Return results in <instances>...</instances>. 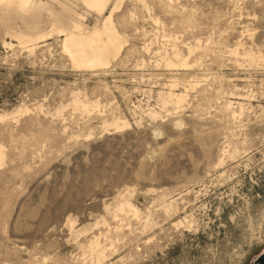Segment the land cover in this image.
<instances>
[{"label":"rangeland","instance_id":"1","mask_svg":"<svg viewBox=\"0 0 264 264\" xmlns=\"http://www.w3.org/2000/svg\"><path fill=\"white\" fill-rule=\"evenodd\" d=\"M164 3L123 0L114 18L126 19L120 29L130 39L107 71L73 68L55 39L33 53L0 39V113L29 109L0 121V264H92L80 245L93 236L106 244L105 264H254L264 250V61L228 51L240 39V52L263 51L264 0H174V11ZM163 33L177 36L182 51L202 39L192 57L199 65L156 66L153 52L174 41H163ZM151 39L154 50L145 53ZM174 74L202 80L182 108L168 106L152 121L148 105L157 108V91ZM235 86L247 98L233 96ZM74 91L100 99L102 116L68 105ZM227 100L245 108L234 117ZM114 113L131 128L102 133V120ZM224 140L246 153L214 170ZM224 170L223 182L217 176ZM170 196L178 198V212L163 209ZM124 198L140 206L141 218L107 213ZM184 216L190 226H173ZM67 218L82 229L77 237Z\"/></svg>","mask_w":264,"mask_h":264},{"label":"bare ground","instance_id":"2","mask_svg":"<svg viewBox=\"0 0 264 264\" xmlns=\"http://www.w3.org/2000/svg\"><path fill=\"white\" fill-rule=\"evenodd\" d=\"M164 2L167 11H171L173 10V7H175L173 6L174 0H164ZM122 3L123 0H0V39H2L3 43L8 47H14L16 41V46H18V49L19 47L26 49L29 53H33L38 47H41L39 46L41 43H44L45 46H50L49 43L46 44V42L50 39H55V42L56 40L58 41L62 54L70 61V64L73 68L90 71H107V69L113 66L115 61L117 62L124 47L128 45L130 39V36L120 29V25H123L124 22H126V19L123 18L124 21L118 24L117 20L114 18L115 13L118 12ZM143 4L145 3L143 2ZM183 8L185 9L186 7L183 6ZM130 13L132 16L131 18H133L134 13L131 11ZM150 17H152V22H154V24L162 25L164 27V22L160 19V17L152 15ZM163 34V41L167 40L171 42L174 40L168 45L170 48H167L166 44L162 43V49L160 47V49H157L153 52V39H151L149 42H144L143 46L141 47L145 53L153 52L156 66L162 63L164 64V67L167 71H185L195 67L196 65H199V58L194 57L192 59V57L195 56L194 54L197 52V50L202 48L200 42L202 39L194 38L193 44L191 42V44L185 43L186 51H182L177 42V36L173 39H169L170 36L166 37L167 34ZM206 43L208 42H205V44ZM242 44L244 43H242L240 39L234 44L233 47H229L228 51L235 55L241 54L250 61L256 59L264 61V49L263 51H260L259 49L254 51L250 48L249 50L240 52ZM139 61L140 62L138 63H140V65L147 63L144 58L139 59ZM175 75L176 74H174L171 79L169 78L168 83L166 82L167 84H164L162 89L157 91V108L155 106L153 107L148 105L145 116H147L150 120L155 121L159 118H163L161 112L168 106H171L174 109L182 108L185 102L188 100L187 98L190 91L193 90L194 92L196 88H198L199 81L202 80L200 79L201 76L198 79L195 74L194 76H189L187 79H180ZM205 78L207 79V77L204 76L203 79L206 80ZM164 88H166V90H164ZM235 88L237 89L235 91L236 93H231L235 94L233 96L237 95V97L241 99L247 96L240 92L239 87L235 86ZM70 99L71 101L68 103V105H71L74 109L81 111L87 116L94 113L101 115L103 112H105L104 108L106 105H103L100 99L92 97L90 98L87 95L83 96L80 94V91H74L71 94ZM224 102L227 109H230L232 116L234 117L238 115V112L240 114L243 108H245L244 104L239 101H234L237 104L238 109H232V105H234V103L230 100ZM64 107L65 105H60L56 109L55 114L60 115ZM27 108L28 107L24 105H20L12 113H0V121L6 120L8 116H13L12 118H15V116H17L15 114L22 111L28 112L29 109ZM143 115H139L141 116L140 118H142ZM134 123L139 125L140 120L134 119ZM176 125L182 128L184 125L183 120L177 119ZM100 126V131L102 133L111 134L131 128L132 123L125 116H122V114L116 115L114 113L109 118H104ZM93 132V130H89L84 136L85 140H89L94 134ZM219 152V158L212 166V169L214 170L224 167L226 159L234 161L241 158L242 155L246 153L245 151L241 152L240 148L236 143L233 142V140L229 142L228 140H224L223 146ZM4 158L5 152L3 146L0 144V165L3 164ZM218 173L219 174L217 177L221 179L224 178V180H222L223 182L229 178V176L226 175L225 170L219 171ZM202 186L203 188L193 191L195 195L193 201H196L200 197L202 191L205 189V185L202 184ZM132 194H129V196L131 197ZM177 199L178 198H173V196H170L164 201L162 206L165 212H178L179 206ZM110 210L112 209H109L108 207L107 213L111 214V216L115 218L120 212H126V214L134 218H139L143 213L140 206L136 205V203H133L129 198H124L122 201L120 200V203L113 209V211ZM100 222L106 224V220L103 219L101 221H97L95 225L97 226ZM66 223H68L70 226L71 234L77 237L81 232L79 230L82 229H75V221L72 218H67ZM185 223L189 224L190 226L192 221L190 223L189 219H187V216H184L178 221H175L173 226H180L183 224L185 225ZM90 230L91 228L89 227L83 232H88ZM99 239V236H93L88 240L87 245H80L84 255L87 254L86 256L89 257L90 263L92 264H105L106 260L108 259H106V244H102ZM112 243H110L111 246ZM82 264H84V262H82Z\"/></svg>","mask_w":264,"mask_h":264},{"label":"water","instance_id":"3","mask_svg":"<svg viewBox=\"0 0 264 264\" xmlns=\"http://www.w3.org/2000/svg\"><path fill=\"white\" fill-rule=\"evenodd\" d=\"M254 264H264V250L255 258Z\"/></svg>","mask_w":264,"mask_h":264}]
</instances>
